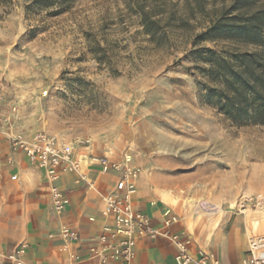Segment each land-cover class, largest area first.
Masks as SVG:
<instances>
[{
  "label": "rangeland",
  "instance_id": "rangeland-1",
  "mask_svg": "<svg viewBox=\"0 0 264 264\" xmlns=\"http://www.w3.org/2000/svg\"><path fill=\"white\" fill-rule=\"evenodd\" d=\"M234 1L9 0L0 6V141L43 131L74 154L128 157L186 215L237 218L247 239L264 237V209H237L264 198V124L220 113L191 55L250 49L230 35L198 39Z\"/></svg>",
  "mask_w": 264,
  "mask_h": 264
},
{
  "label": "crops",
  "instance_id": "crops-1",
  "mask_svg": "<svg viewBox=\"0 0 264 264\" xmlns=\"http://www.w3.org/2000/svg\"><path fill=\"white\" fill-rule=\"evenodd\" d=\"M89 154H74L80 161L79 171L61 174L57 181L68 203L56 215L44 171L31 164L22 152L13 151L9 139L0 141V264H12L8 257L19 245L26 246L21 264H120L111 260L102 263L90 252L108 223L101 210L116 177L89 162ZM136 186L133 209L147 215L155 227L163 226L167 212L179 216L182 221L171 230L180 233L190 255L207 254L219 264H242L247 234L237 224V218L231 223L225 219L218 225L196 219L169 204L167 198L140 178ZM63 227L76 232L78 240L59 238L57 234ZM175 257L176 249L168 237L141 239L130 264H177Z\"/></svg>",
  "mask_w": 264,
  "mask_h": 264
},
{
  "label": "built area",
  "instance_id": "built-area-1",
  "mask_svg": "<svg viewBox=\"0 0 264 264\" xmlns=\"http://www.w3.org/2000/svg\"><path fill=\"white\" fill-rule=\"evenodd\" d=\"M10 147L13 151L22 152L31 164H36L44 171L49 184L53 211L59 215L68 200L56 183L61 174L77 172L80 168V161L74 158V144L61 142L43 131H35L29 138L21 136L11 138ZM87 160L99 166L103 172H113L116 177L113 190L103 199L101 216L108 223L96 238V244L90 247L93 256L98 257L102 263L111 260L120 264H130L138 240H155L166 236L176 249L177 264H219L207 254L194 257L188 253L180 233L171 230L182 221L179 216L167 212L163 226L155 227L147 215L133 209L132 196L137 189L139 174L128 157L118 162L108 156L89 154ZM237 209L244 211L264 209V198H245L238 204ZM162 229L165 231L162 232ZM57 236L69 242L78 240L76 232L64 227L59 230ZM52 237L53 235H50V238ZM25 248V245H19L8 260L12 264H21ZM242 264H264V237L252 236L247 239V252Z\"/></svg>",
  "mask_w": 264,
  "mask_h": 264
},
{
  "label": "trees",
  "instance_id": "trees-1",
  "mask_svg": "<svg viewBox=\"0 0 264 264\" xmlns=\"http://www.w3.org/2000/svg\"><path fill=\"white\" fill-rule=\"evenodd\" d=\"M8 1L0 0V6ZM246 2L235 0L198 39L230 35L250 49L231 46L217 53L200 48L191 55L203 64L199 70L207 81L206 97L220 113L237 123L264 124V4L248 11ZM148 23L155 24L144 17L143 26Z\"/></svg>",
  "mask_w": 264,
  "mask_h": 264
},
{
  "label": "bare ground",
  "instance_id": "bare-ground-1",
  "mask_svg": "<svg viewBox=\"0 0 264 264\" xmlns=\"http://www.w3.org/2000/svg\"><path fill=\"white\" fill-rule=\"evenodd\" d=\"M191 203H192V201H191Z\"/></svg>",
  "mask_w": 264,
  "mask_h": 264
}]
</instances>
